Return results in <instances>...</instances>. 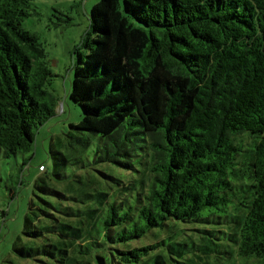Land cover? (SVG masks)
I'll return each instance as SVG.
<instances>
[{
    "label": "trees",
    "instance_id": "obj_1",
    "mask_svg": "<svg viewBox=\"0 0 264 264\" xmlns=\"http://www.w3.org/2000/svg\"><path fill=\"white\" fill-rule=\"evenodd\" d=\"M32 12L0 0L4 159L31 153L56 115V75L23 27ZM88 22L69 92L77 136L65 135L69 158L50 147L4 263L264 264V0H99Z\"/></svg>",
    "mask_w": 264,
    "mask_h": 264
},
{
    "label": "rangeland",
    "instance_id": "obj_2",
    "mask_svg": "<svg viewBox=\"0 0 264 264\" xmlns=\"http://www.w3.org/2000/svg\"><path fill=\"white\" fill-rule=\"evenodd\" d=\"M98 1L33 0L34 12L23 21V27L38 36L46 54L44 61L51 73L56 75L51 79L52 81L47 86V90L58 99V103L56 115L48 119L36 132L31 153L5 159L0 157V211L5 212L3 221L0 222V264H8L4 262L13 259L11 253L13 244L25 241L22 234L23 218L31 199L39 203L37 198L39 194L33 187L34 181L40 174L45 177L52 170V160L48 156L50 147L54 144L57 151L62 152L69 158L71 149L68 148V143L65 142L67 141L65 135L70 133V136H77V132L69 126L70 124H78L81 117L80 108L69 98L70 86L73 80L72 66L75 59V48L80 46L81 39L88 28V15L92 6ZM89 148L92 151L96 148V145L92 144ZM29 156L30 159L24 161ZM23 162L26 163L25 166H22ZM40 165L46 168L45 172H39L38 167ZM95 167L99 170H105L122 181H127L132 176L137 175L135 172L130 174L128 171L109 164ZM67 168L71 169V166H67ZM96 175L98 176L96 172H93V177L99 182V185L109 192L108 182ZM57 182L51 180L47 183L59 190H64L67 183ZM78 187L81 186L78 185ZM115 188L116 185H114ZM85 190L91 192V186L87 185ZM65 193L70 196H80L81 191L65 190ZM78 206L84 207L82 204ZM195 226L181 224L179 226L181 229H189L181 233V237H187V234H195V232L190 231ZM203 237H206V235L203 234ZM209 257L211 258V264H226L227 261L215 260L213 255ZM219 257L225 258L224 255ZM233 262L238 263L236 259Z\"/></svg>",
    "mask_w": 264,
    "mask_h": 264
},
{
    "label": "built area",
    "instance_id": "obj_3",
    "mask_svg": "<svg viewBox=\"0 0 264 264\" xmlns=\"http://www.w3.org/2000/svg\"><path fill=\"white\" fill-rule=\"evenodd\" d=\"M39 170H42V167H39Z\"/></svg>",
    "mask_w": 264,
    "mask_h": 264
}]
</instances>
